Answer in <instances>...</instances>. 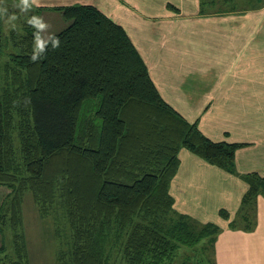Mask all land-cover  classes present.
I'll use <instances>...</instances> for the list:
<instances>
[{
  "label": "trees",
  "instance_id": "16d2710c",
  "mask_svg": "<svg viewBox=\"0 0 264 264\" xmlns=\"http://www.w3.org/2000/svg\"><path fill=\"white\" fill-rule=\"evenodd\" d=\"M47 12L65 23L55 33L61 46L33 63L27 16ZM1 28L0 19V186L10 195L0 205V264L6 231L13 263L26 259L27 191L45 207L62 204L70 241L58 264H112L115 246L123 264H169L179 246L212 245L219 226L177 213L169 184L182 148L232 171L242 145L212 141L169 107L126 31L91 5L35 8L8 37ZM246 179L240 212L249 226L264 177Z\"/></svg>",
  "mask_w": 264,
  "mask_h": 264
},
{
  "label": "crops",
  "instance_id": "0c3cea01",
  "mask_svg": "<svg viewBox=\"0 0 264 264\" xmlns=\"http://www.w3.org/2000/svg\"><path fill=\"white\" fill-rule=\"evenodd\" d=\"M254 1L41 0L40 6L97 8L126 31L169 107L212 141L242 145L232 171L182 148L169 184L177 213L222 230L216 264H264V192L249 226L240 212L246 176L264 177V122L257 130L250 119V112L264 109V0Z\"/></svg>",
  "mask_w": 264,
  "mask_h": 264
},
{
  "label": "rangeland",
  "instance_id": "374dc122",
  "mask_svg": "<svg viewBox=\"0 0 264 264\" xmlns=\"http://www.w3.org/2000/svg\"><path fill=\"white\" fill-rule=\"evenodd\" d=\"M252 1L253 0H250L251 4H253ZM256 1L258 2V0L254 2ZM17 3L18 0H0V7H6L9 14L17 15L18 19L15 21V24L16 28L19 29L26 15L21 14L19 10L14 7ZM42 17L52 26L51 31L54 33L65 26L64 21H62L58 14L47 12L43 14ZM0 19L2 22L1 34L3 33V35L8 37L9 31L12 28L4 22V19ZM250 116L257 130L261 129L262 127L259 125H262L264 122V109L252 111L250 112ZM227 129L231 130L232 127L228 126ZM232 134V136H234L233 132ZM9 195L10 189L5 186H0V205L7 201ZM21 213L24 229V243L27 248V253L26 259L20 264H58L59 250L66 249L70 241L69 226L66 222L64 210L59 198L57 197L51 206L45 207L43 204H37L32 193L27 191L23 196ZM222 219L229 220V216ZM221 232L222 230L220 229L212 245H205V241H202L193 248L179 246L173 260L169 264H184L183 262L187 258L190 263L197 261L199 264H216L215 242ZM2 240L5 244V252L10 258L5 262H7V264H14L13 262L16 259L13 258V244L8 231L5 232L4 239ZM109 251L110 253L107 255L110 261H112V264H123L120 257V250L117 246L110 247Z\"/></svg>",
  "mask_w": 264,
  "mask_h": 264
},
{
  "label": "clouds",
  "instance_id": "9594fccd",
  "mask_svg": "<svg viewBox=\"0 0 264 264\" xmlns=\"http://www.w3.org/2000/svg\"><path fill=\"white\" fill-rule=\"evenodd\" d=\"M41 6V0H18L14 5L21 14L27 15L33 9ZM0 18L12 29L16 28L15 21L18 19L16 14H9L6 7H0ZM28 26L33 29V48L31 54V61L39 63L47 54L49 49L57 50L61 46L59 37L51 31V25L47 23L42 16L30 15L26 20ZM14 103H19L16 101ZM25 104L31 103L29 98H25Z\"/></svg>",
  "mask_w": 264,
  "mask_h": 264
}]
</instances>
